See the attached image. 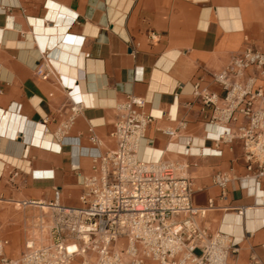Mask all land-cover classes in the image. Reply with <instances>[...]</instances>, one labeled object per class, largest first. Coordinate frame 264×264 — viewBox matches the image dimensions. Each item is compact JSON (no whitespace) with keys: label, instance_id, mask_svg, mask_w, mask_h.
<instances>
[{"label":"crops","instance_id":"crops-1","mask_svg":"<svg viewBox=\"0 0 264 264\" xmlns=\"http://www.w3.org/2000/svg\"><path fill=\"white\" fill-rule=\"evenodd\" d=\"M247 48L264 52V0H0V202L26 207L59 191L64 205L83 207L96 152L116 145L118 105L144 97L145 112L165 114L150 124L143 155L189 161L194 203L215 206L200 223L236 235V264H264V180L241 185L249 172L239 139L220 156L198 153L211 111L191 95L197 82L221 92L213 75ZM256 88L264 91L261 74ZM177 127V139L156 137ZM218 172L231 177L226 198Z\"/></svg>","mask_w":264,"mask_h":264},{"label":"built area","instance_id":"built-area-1","mask_svg":"<svg viewBox=\"0 0 264 264\" xmlns=\"http://www.w3.org/2000/svg\"><path fill=\"white\" fill-rule=\"evenodd\" d=\"M38 73L42 78L49 74L44 65ZM258 74L264 76V52L247 48L213 75L221 92L197 82L191 95L211 111L205 140L213 152L203 154L220 156L222 143L241 140L249 172L240 179L241 185L249 180L260 189L264 180V91L256 88ZM147 103L144 97L129 95L118 105L120 115L112 133L116 145L104 154L96 152L92 172L83 180V207L64 205L59 191L50 202L24 203L42 209L47 205L51 210L49 242L37 244L29 238L21 255L14 258L7 254L9 238L0 236V264H236L241 248L236 235L223 230L222 223L214 231L200 223L215 206L213 199L206 206L194 203L189 161L147 160L140 155L141 147L152 143L147 139L150 124L165 114L145 112ZM73 110L78 111V103ZM240 117V125L234 127ZM208 126L218 128V135H210ZM180 136V127L156 134L170 141ZM93 141L97 142L95 136ZM193 144L194 140L185 146V155H195ZM230 182L228 173L213 176L223 198ZM233 210L247 216L246 206ZM36 224L43 227L45 220Z\"/></svg>","mask_w":264,"mask_h":264},{"label":"rangeland","instance_id":"rangeland-1","mask_svg":"<svg viewBox=\"0 0 264 264\" xmlns=\"http://www.w3.org/2000/svg\"><path fill=\"white\" fill-rule=\"evenodd\" d=\"M178 160V159H175ZM193 177L194 173L188 172ZM196 187V186H195ZM39 219L45 220V226H37ZM51 223V210L47 205L42 208L23 207L18 203L0 202V236L7 237L10 245L7 250L9 257L21 255L27 239L34 238L37 244L49 242L47 225ZM43 236V240L40 238Z\"/></svg>","mask_w":264,"mask_h":264},{"label":"bare ground","instance_id":"bare-ground-1","mask_svg":"<svg viewBox=\"0 0 264 264\" xmlns=\"http://www.w3.org/2000/svg\"><path fill=\"white\" fill-rule=\"evenodd\" d=\"M72 85H73V83H71ZM74 85H76L75 83H74ZM74 87V86H73ZM78 87V86H77ZM76 88V87H75ZM79 88V87H78ZM81 95H84V93H82ZM86 99V98H85ZM82 100H83V98H82ZM80 104H78V106H79ZM218 133H219V130H218V128H215V127H211V130H210V135H213V136H217L218 135ZM48 136V135H47ZM52 138V137H51ZM149 145H147V144H144L142 147H141V150H140V155L144 158V159H147V160H149V158H146L144 155H143V152L145 151V150H147V149H149ZM197 148V150H198V153H200V154H202V153H211V152H213V150H212V148L210 147V146H208L207 144L206 145H204V146H198V147H196ZM91 151H93L92 149H91ZM41 173L42 172H40V171H38L36 174H40L41 175ZM52 173L53 174H55V172H53L52 171ZM46 174V173H45ZM48 175V174H47ZM48 176H50V175H48ZM260 201H263L264 202V196L262 197V198H260ZM264 205V204H263ZM259 206H262V205H257V206H254V207H252V208H257V207H259ZM250 209V208H249ZM235 215H238V214H235ZM240 216V215H239ZM42 240L44 239L43 238V236H41L40 237Z\"/></svg>","mask_w":264,"mask_h":264}]
</instances>
